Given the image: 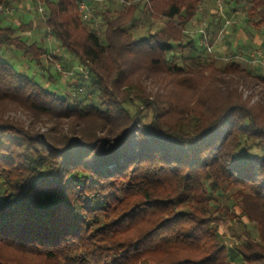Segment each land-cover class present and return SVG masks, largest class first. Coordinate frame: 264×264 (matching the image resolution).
Segmentation results:
<instances>
[{
    "label": "trees",
    "instance_id": "obj_1",
    "mask_svg": "<svg viewBox=\"0 0 264 264\" xmlns=\"http://www.w3.org/2000/svg\"><path fill=\"white\" fill-rule=\"evenodd\" d=\"M39 1L88 77L59 94L24 75L1 52L43 69L47 48L0 19V111L29 119L0 112V264H264V74L217 64L186 35L201 0L106 7L101 35L80 0ZM243 3L264 25V0ZM147 18L164 24L138 34ZM237 82L258 86V101ZM220 222L243 228L229 246Z\"/></svg>",
    "mask_w": 264,
    "mask_h": 264
},
{
    "label": "rangeland",
    "instance_id": "obj_2",
    "mask_svg": "<svg viewBox=\"0 0 264 264\" xmlns=\"http://www.w3.org/2000/svg\"><path fill=\"white\" fill-rule=\"evenodd\" d=\"M137 1L138 0H90L94 7V12L92 11V17L87 19H90V21L94 23V28L97 33L101 35L104 26L101 24V20L98 17L100 10L107 7V9L113 12L119 10L122 6ZM40 7L43 10L42 12L39 11ZM247 7L248 5L243 3V0H201L197 6L195 17L185 27V33L190 38L195 39L199 49L202 50L204 48L205 53L209 55L210 58L214 59L217 64L232 60L247 67V69L251 71H254L256 68L258 73L264 74V68L255 61H252L250 56L255 50L261 51L264 56V25L257 28L254 27V23L258 20V16H254L253 19L247 18L245 11ZM0 19H3V26H20L16 34L28 39L29 42L42 39L44 46L47 48V54L43 59V69L23 58L21 54L13 48L3 50L1 56L5 61L13 65L14 68L24 75L33 76L40 83H44L46 89L51 91L55 90L59 94H62V90L58 88V86H62L64 92L71 93L73 82L75 81L74 74L76 72L84 78L79 72V69L83 67L73 64L72 57L62 50L49 32L44 29V8L39 0H35L34 3L32 0L12 1L11 5L1 14ZM151 23V28L157 29L163 26L164 19L153 20L147 18L143 25H138L137 33L143 34L146 32L147 29L150 28ZM203 23H205L206 26V43L211 47V52L207 51L205 41L203 40V34L201 33ZM185 51L186 54L187 50ZM55 53L62 59H65L69 67H66L61 61L57 60L53 56ZM58 66L66 73L65 75L57 69ZM46 67L51 69L50 72L57 77L55 85H50L49 82L46 81L45 83L42 81L44 79H42V76L46 73ZM41 71L44 72L42 73ZM146 85L149 91L155 92L157 90L158 84L156 81H148ZM237 85L239 86V90L243 93L244 98L250 97L251 103L258 101L260 97V88L258 86L250 89L249 84L245 85L242 82H237ZM0 112L3 113L5 118H13L25 125L29 122V119L20 111L13 110L12 108H6ZM36 124V129L41 132H45L49 126H52L50 122H46L45 124L39 122ZM66 130V125H63L62 131L66 132ZM216 199L218 198L216 197ZM236 210L238 211V209ZM243 222H246V220H243ZM232 229L236 234H240L243 228L239 224L233 227H231L229 223L220 222L219 224V231L223 235L222 239L227 246L230 245V241H234L236 238Z\"/></svg>",
    "mask_w": 264,
    "mask_h": 264
},
{
    "label": "built area",
    "instance_id": "obj_3",
    "mask_svg": "<svg viewBox=\"0 0 264 264\" xmlns=\"http://www.w3.org/2000/svg\"><path fill=\"white\" fill-rule=\"evenodd\" d=\"M89 1L90 0H80V2H79V10L81 12V15H82L83 19H87V18L92 17V8H90L88 6ZM1 9H2V7L0 5V10ZM39 11H41V12L43 11L41 7L39 8ZM205 29H206V26H205V23H203V27L201 29L202 30L201 33L203 34V40L205 41V45H206L207 51L211 52V47L208 46L207 43H206L207 36H206V33H205ZM250 56L252 58V61H255L257 64H260L264 68V56H263V53L261 51L255 50V51H253V54H251ZM57 69L61 73H64V75L66 74L65 72L62 71V69L59 66L57 67ZM79 72L83 75L84 78L88 77V71L84 67L80 68Z\"/></svg>",
    "mask_w": 264,
    "mask_h": 264
}]
</instances>
